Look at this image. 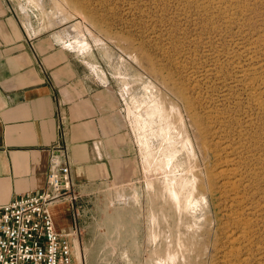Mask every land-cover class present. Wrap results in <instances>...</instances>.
I'll list each match as a JSON object with an SVG mask.
<instances>
[{"label":"rangeland","instance_id":"1","mask_svg":"<svg viewBox=\"0 0 264 264\" xmlns=\"http://www.w3.org/2000/svg\"><path fill=\"white\" fill-rule=\"evenodd\" d=\"M13 2L55 67L115 93L128 178L81 193L70 173L57 200L78 263L264 264V0Z\"/></svg>","mask_w":264,"mask_h":264},{"label":"crops","instance_id":"2","mask_svg":"<svg viewBox=\"0 0 264 264\" xmlns=\"http://www.w3.org/2000/svg\"><path fill=\"white\" fill-rule=\"evenodd\" d=\"M23 14L13 0H0V204L44 187L56 145L65 148L81 193L128 178L129 159L119 149L117 134L112 135V107L106 110L109 118L103 116L104 106L115 97L113 89L88 90L69 69L55 67L54 37L39 35L29 13L25 22ZM71 208L74 204L60 201L49 205L57 229L70 231ZM70 245L72 249V238ZM72 259L79 264L74 253ZM84 263L112 261L89 254Z\"/></svg>","mask_w":264,"mask_h":264},{"label":"built area","instance_id":"3","mask_svg":"<svg viewBox=\"0 0 264 264\" xmlns=\"http://www.w3.org/2000/svg\"><path fill=\"white\" fill-rule=\"evenodd\" d=\"M71 186L66 150L56 145L44 187L0 204V264H73L70 233L55 227L48 210L75 199Z\"/></svg>","mask_w":264,"mask_h":264},{"label":"bare ground","instance_id":"4","mask_svg":"<svg viewBox=\"0 0 264 264\" xmlns=\"http://www.w3.org/2000/svg\"><path fill=\"white\" fill-rule=\"evenodd\" d=\"M131 108H132V107H131ZM129 109H130V108H129ZM167 165H169V162H167ZM169 173H170V172H169ZM179 173H180V172H179ZM163 175H164V174H163ZM166 175H167V174H166ZM170 176H173V175H170ZM171 189H172V188H171ZM172 191H173V190H172ZM174 194H176V193H174ZM191 194H192V193H191ZM55 202H56V201H55ZM52 203H54V202H52ZM52 203H51V204H52ZM51 204H50V205H51ZM51 216H52V215H51Z\"/></svg>","mask_w":264,"mask_h":264}]
</instances>
